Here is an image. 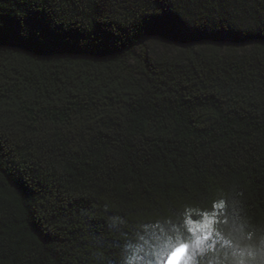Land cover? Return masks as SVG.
Returning <instances> with one entry per match:
<instances>
[{"label":"trees","instance_id":"16d2710c","mask_svg":"<svg viewBox=\"0 0 264 264\" xmlns=\"http://www.w3.org/2000/svg\"><path fill=\"white\" fill-rule=\"evenodd\" d=\"M221 202L189 264H264V0H0V264H163Z\"/></svg>","mask_w":264,"mask_h":264},{"label":"snow or ice","instance_id":"6c2138e0","mask_svg":"<svg viewBox=\"0 0 264 264\" xmlns=\"http://www.w3.org/2000/svg\"><path fill=\"white\" fill-rule=\"evenodd\" d=\"M224 207L223 202L220 204L210 205L202 214H198L196 218L187 217L183 224L187 226L189 236H195L196 244L200 245L208 241L212 236H219V232L215 231L221 223L227 224V220L221 222L217 217L220 215V210ZM232 226L235 227L234 221ZM226 245L231 246V240H225ZM189 253V245L179 243L172 249L166 259V264H183V259ZM242 264V262H241Z\"/></svg>","mask_w":264,"mask_h":264},{"label":"rangeland","instance_id":"374dc122","mask_svg":"<svg viewBox=\"0 0 264 264\" xmlns=\"http://www.w3.org/2000/svg\"><path fill=\"white\" fill-rule=\"evenodd\" d=\"M199 245L196 244V240L189 244V253L188 255L183 259V264H189L190 256L193 254L194 250L198 248ZM174 249V248H173ZM167 259V258H166ZM163 264H166V260Z\"/></svg>","mask_w":264,"mask_h":264}]
</instances>
